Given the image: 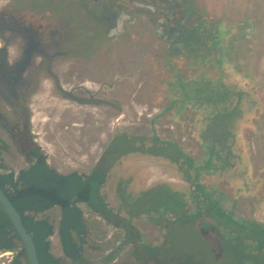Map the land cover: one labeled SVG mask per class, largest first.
Masks as SVG:
<instances>
[{"label": "rangeland", "instance_id": "1", "mask_svg": "<svg viewBox=\"0 0 264 264\" xmlns=\"http://www.w3.org/2000/svg\"><path fill=\"white\" fill-rule=\"evenodd\" d=\"M40 1L28 2L36 6ZM197 1L213 19L222 20L226 32L235 34V26L239 25L245 33V38L235 43L236 48L228 63L236 68L235 79L259 103L237 137V150L242 157L240 166L221 177L203 172L200 180L207 189L222 197L220 204L226 213L232 215L233 221L264 225V0ZM248 24L254 25V28L246 27ZM128 34L116 45L118 47L103 56L98 55L96 64L91 63L89 70L84 71L87 69L85 66L74 65V70L65 72L68 81L63 87L64 91L72 92L75 89L81 94L78 90L82 89L112 106L79 105L58 98L54 91L47 97H41L40 102H34L36 108L30 116V131L46 163L57 172L89 174L99 166L105 150L119 135L156 136L177 144L197 166L205 161L206 155L195 128L191 126V118L180 122L172 112L164 114L168 105L164 100L165 84L172 77L164 58L169 46L157 37L154 29H150L145 36L136 35L133 31ZM89 45L88 39L83 38L82 48ZM74 71L79 74L78 83L73 80ZM187 114L191 117V113ZM30 163L23 162L11 170L17 173ZM158 184H166L179 191L188 189L176 167L168 161L132 153L116 161L108 173L102 193L109 208L118 212L123 195L134 197ZM158 191H149L141 197L134 205L135 210L163 211L166 206L164 200L158 205L153 202V198L162 195ZM53 216L58 219L57 212L54 211ZM83 216L90 224V236L95 239V249L91 245L86 247L89 252L101 255L103 259L113 255L117 249L119 255L116 254V264H121L123 260L120 255H123L124 246L115 245L117 238L116 241L99 242L106 237L105 228L95 222L94 216L86 213ZM198 221L192 224L178 223L169 230L167 238L174 244L170 251L174 257L184 250L190 264H249L244 254L240 257L238 253H231L232 249H224L221 241L218 244L216 230L210 226L202 227ZM204 223L212 221L205 218ZM137 226L142 230L146 244L157 243L160 236L156 226L142 220L137 221ZM96 227H101L103 231ZM247 244L253 245L251 241H247ZM250 251L251 259L260 252L257 249ZM11 258L12 254L0 256V264H9Z\"/></svg>", "mask_w": 264, "mask_h": 264}, {"label": "trees", "instance_id": "2", "mask_svg": "<svg viewBox=\"0 0 264 264\" xmlns=\"http://www.w3.org/2000/svg\"><path fill=\"white\" fill-rule=\"evenodd\" d=\"M184 3L188 4V16L181 19L183 28L179 26L173 32L164 57L172 72L165 84L164 100L168 105L164 114L172 112L180 122L191 118V126L206 155L205 161L197 166L177 144L156 136L119 135L105 150L99 166L87 175L77 172L62 175L47 165L42 153L35 152V159L17 173L0 163V190L10 199L26 232L33 238L39 264H63L51 254L50 238L55 231L63 256L71 264H89L84 258V250L90 243V224L86 222L80 204L106 224L122 229L131 264H144L141 256L156 258L159 264H190L184 250L173 256L170 251L174 244L167 235L178 223L192 224L198 219L202 227L210 226L217 231L218 244L221 241L224 249H232L231 253H238L240 257L244 254L249 264H264V225L233 221L232 215L220 204L222 197L207 189L200 180L203 172L221 177L229 175L242 163L237 137L259 103L235 79L236 68L228 62L236 48L235 43L245 38V33L239 25L235 26V34L226 32L222 20L213 19L197 0H184ZM246 27L253 29L254 25ZM185 112L191 113V117ZM132 153L161 158L174 165L188 185L187 191L158 184L134 197L123 195L118 212L109 208L102 187L116 161ZM155 190L162 195L153 198V202L158 205L164 200L163 211L135 210L134 205L140 198ZM55 209L59 210L58 219L53 216ZM205 218L212 223H204ZM138 220L152 223L161 230L160 244L144 242ZM247 241L253 245H248ZM252 249L260 250L253 259L249 255ZM0 252L12 253L9 264H29L18 235L1 206Z\"/></svg>", "mask_w": 264, "mask_h": 264}, {"label": "flooded vegetation", "instance_id": "3", "mask_svg": "<svg viewBox=\"0 0 264 264\" xmlns=\"http://www.w3.org/2000/svg\"><path fill=\"white\" fill-rule=\"evenodd\" d=\"M28 1L0 0V163L8 170L32 162L33 152L41 154L30 131L34 102L41 97L54 91L58 98L79 105L100 101L112 106L82 89L81 94L64 91L66 70H74V65L89 70L98 55L118 47L132 31L145 36L154 29L168 45L188 16L184 0H42L36 6ZM83 38L90 44L85 49ZM73 74L78 83L79 74ZM94 220L107 225L101 218ZM156 229L160 237L155 245L162 241ZM118 243L129 252L125 240ZM117 253L114 250L113 256Z\"/></svg>", "mask_w": 264, "mask_h": 264}, {"label": "crops", "instance_id": "4", "mask_svg": "<svg viewBox=\"0 0 264 264\" xmlns=\"http://www.w3.org/2000/svg\"><path fill=\"white\" fill-rule=\"evenodd\" d=\"M48 165V164H47ZM49 166V165H48ZM51 168V167H50ZM60 173V172H59ZM71 173V172H70ZM60 174H62V175H67V174H69V173H65V174H63V173H60ZM79 208L81 209V211H82V213H83V215H84V213H86V214H89V215H92V216H95V217H97V218H99L98 216H96L95 214H93V213H91L83 204H80L79 205ZM55 212H57V214L59 215V210L58 209H55ZM258 215V212H257V214H256V216ZM112 227L114 230H116L117 231V235H115V239L113 238V240H115L116 241V238H117V243L115 244V245H118L119 243L118 242H121V241H123V240H125V238H124V233H123V231H122V229H120V228H118V227H113V226H111V225H103L102 224V228L104 229L105 228V230L107 231V228L106 227ZM98 227V226H97ZM96 227V228H97ZM101 227H99V229L98 230H102V228L100 229ZM55 229H56V227H55ZM103 231V230H102ZM93 240H95V239H93L92 237L89 239V244H88V246L89 245H91L92 247V249H95V247L93 248ZM92 241V242H91ZM100 241H104V242H107L105 239L103 240V239H100L99 240V242ZM108 243H110V242H108ZM123 243V242H122ZM113 245V244H112ZM97 246V245H96ZM50 248H51V254L54 256V257H56V258H59V259H61V262L63 263V264H71V261L70 260H68V259H66L64 256H63V253H62V249H61V245H60V241H59V238H58V235H57V231H55V233H54V235L50 238ZM90 248V249H91ZM88 251V252H87ZM90 250H88L87 248H85V250H84V258L85 259H87L88 261H89V264H95V262H99L102 258H100L101 257V255H95V253H93V252H89ZM100 252V251H99ZM119 255V254H118ZM124 257V258H123ZM121 258H122V262L121 263H123L124 262V260L126 259V262L124 263V264H131V259H129L128 257H127V253H126V251H123V255H121ZM141 259H142V261H143V263L144 264H159L158 263V261H157V259L156 258H154V259H151V258H147L146 256L144 257V256H141ZM117 260H118V256H117ZM116 260V261H117ZM117 263V262H116ZM116 263H113V264H116ZM109 264H112V263H109Z\"/></svg>", "mask_w": 264, "mask_h": 264}, {"label": "water", "instance_id": "5", "mask_svg": "<svg viewBox=\"0 0 264 264\" xmlns=\"http://www.w3.org/2000/svg\"><path fill=\"white\" fill-rule=\"evenodd\" d=\"M79 103H83L86 101L77 100ZM102 102L100 101H94L92 104L97 105ZM0 206L5 211L7 217L9 218L16 234L18 235V238L25 250L27 261L29 264H39L35 245L33 238L30 234L26 232V229L24 228L20 215L16 211V209L13 207V205L10 202V199L0 190ZM119 254V252H118ZM115 257L113 255H107L105 258L101 259L99 261L100 264H109L113 262Z\"/></svg>", "mask_w": 264, "mask_h": 264}, {"label": "built area", "instance_id": "6", "mask_svg": "<svg viewBox=\"0 0 264 264\" xmlns=\"http://www.w3.org/2000/svg\"><path fill=\"white\" fill-rule=\"evenodd\" d=\"M107 228V231H106V237H105V240H112L114 235L117 233L116 230H114L112 227H106ZM8 254H12V253H6V252H3V253H0V256L3 257V256H7ZM117 260V257H115L114 261L111 262L112 264L115 263Z\"/></svg>", "mask_w": 264, "mask_h": 264}, {"label": "bare ground", "instance_id": "7", "mask_svg": "<svg viewBox=\"0 0 264 264\" xmlns=\"http://www.w3.org/2000/svg\"><path fill=\"white\" fill-rule=\"evenodd\" d=\"M75 127L77 126V125H74Z\"/></svg>", "mask_w": 264, "mask_h": 264}]
</instances>
